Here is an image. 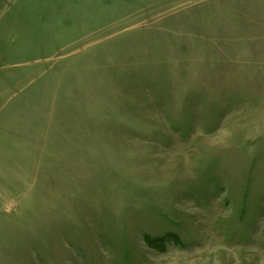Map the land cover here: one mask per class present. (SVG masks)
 <instances>
[{"label":"rangeland","instance_id":"374dc122","mask_svg":"<svg viewBox=\"0 0 264 264\" xmlns=\"http://www.w3.org/2000/svg\"><path fill=\"white\" fill-rule=\"evenodd\" d=\"M0 264H264V0H0Z\"/></svg>","mask_w":264,"mask_h":264}]
</instances>
